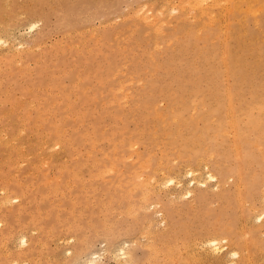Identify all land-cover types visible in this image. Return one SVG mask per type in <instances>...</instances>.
Listing matches in <instances>:
<instances>
[{"label":"rangeland","instance_id":"rangeland-1","mask_svg":"<svg viewBox=\"0 0 264 264\" xmlns=\"http://www.w3.org/2000/svg\"><path fill=\"white\" fill-rule=\"evenodd\" d=\"M176 2L0 0V198L6 184L17 187L12 192L23 193L18 208V198L0 202V264H76L94 252L92 256L100 254L99 264H123L126 255L117 254L122 244H129V260L148 264L152 257L148 236L158 239L177 225L195 233L201 223L216 226L224 217L241 243L243 263L264 264V232L255 231L259 220H252L256 211L263 210L264 198L259 190L254 200L240 201L234 187L238 174L249 177L256 171L253 174L264 189V134L255 128L261 114L264 128V99L251 96H264V0H254L251 10L241 3L228 20L216 7L213 26L205 28L191 12L172 11L169 7ZM141 13L150 18L156 14L164 22L156 30ZM224 28L230 35L226 42L250 75L244 76L248 82L240 83L242 100L225 95L227 85H234L222 70ZM145 99L152 103L147 108ZM231 108L234 112L228 114ZM55 128L62 132L61 147L51 143ZM236 131L238 136L243 133L241 164L235 153ZM207 167L223 180L216 188L208 179L199 185L205 198L192 210L184 195L191 177L186 172L193 168V174L205 179L202 172ZM167 173L176 176L174 184L160 183L159 176ZM225 198L228 205L220 206L222 214L217 204ZM189 232L185 234L190 240ZM181 233L178 230L176 238L182 239ZM22 234L28 239L27 249L19 240ZM242 242L251 244L249 249ZM187 244L188 256L199 249Z\"/></svg>","mask_w":264,"mask_h":264},{"label":"bare ground","instance_id":"bare-ground-1","mask_svg":"<svg viewBox=\"0 0 264 264\" xmlns=\"http://www.w3.org/2000/svg\"><path fill=\"white\" fill-rule=\"evenodd\" d=\"M177 2L175 3V4H173V5H171V7H169L170 9H172V11L174 10V9H176V10H178V11H182L181 12V14H183V15H188V13L189 12H191L192 13V17L193 16H197V18H198V20L200 21V20H203L202 22H201V25H202V27L203 28H205V26L206 25H209L210 26V24H212V26H213V23H214V9L216 8V7H221V11H223L222 13H224V15L227 17V20H228V17H233L234 16V14L236 13V12H238V10H239V8H240V4L242 3H246L247 4V8L248 9H252L253 7H252V3H253V1L254 0H176ZM223 2L222 4H220V2ZM165 2V1H164ZM172 2H173V0H172ZM255 2H257V1H255ZM165 3H167V2H165ZM164 4V3H163ZM161 5V4H160ZM166 6H167V4H165ZM257 5V4H256ZM259 5V4H258ZM2 6V5H1ZM162 7H164V6H162ZM255 8H257V7H255L254 6V9ZM165 9H166V7H165ZM254 9H253V11H254ZM257 9H260V8H257ZM264 9V8H263ZM141 10H143V9H141ZM153 10V9H152ZM146 11V10H145ZM150 11V10H149ZM218 11V10H217ZM245 12V11H244ZM257 12V11H256ZM160 13H162V11H160ZM168 13V12H167ZM221 13V14H222ZM171 14V13H170ZM151 15H153V14H151ZM156 14H154V16L152 17V18H150V17H147L144 13H141V15H140V17L144 20V21H146V22H148L150 25H152V26H155V29L157 30V29H159V27L161 26V21H163L164 19L163 18H161V17H159V16H155ZM160 15H162V14H160ZM190 15V14H189ZM223 15V14H222ZM224 15H223V20H224ZM174 16V15H173ZM221 16V15H220ZM139 17V18H140ZM168 17V16H167ZM175 18V17H174ZM222 18V17H221ZM153 19H154V22H153ZM226 19V18H225ZM217 20H218V18H217ZM242 21H244V20H242ZM164 22V21H163ZM224 22V21H223ZM238 22V21H237ZM240 22V21H239ZM176 23V22H175ZM221 23H222V20H221ZM227 23V22H226ZM230 23V22H229ZM229 23H227V24H225V25H228L229 26ZM241 23V22H240ZM166 24V23H165ZM224 25V26H225ZM255 25V24H254ZM222 26V25H221ZM223 26V27H224ZM227 26V27H228ZM256 26V25H255ZM226 27V28H227ZM161 29V28H160ZM225 29V28H224ZM228 29V28H227ZM227 29H225V32H224V40H223V42L221 43L222 45H223V47H224V52H223V56L221 57L222 58V60H221V64H222V70L223 71H225V74H227V75H230V77L232 78V80L233 81H231L230 80V82H232V84H230V85H234V86H229V85H227V88H226V94L225 95H227V98L229 97L230 98V100L231 99H233L234 97H237V98H239L240 100H242L241 99V89H242V86H240V83L242 82L241 80L242 79H245L244 78V76L246 75V78H247V75L248 76H250L248 73L246 74V70L245 69H243L242 67H243V63H242V61H241V58H240V56L236 53V50L234 51L231 47H229V45H228V43L226 42V38H227V35H228V30ZM244 29V28H243ZM258 30H259V28H258ZM82 31V30H81ZM222 31H224L223 29H222ZM221 31V33H223ZM243 31H245V30H243ZM242 31V32H243ZM240 33V32H239ZM250 34V36H253V33H249ZM221 36H223V35H221ZM225 36H226V38H225ZM228 36H230V35H228ZM204 37H205V35H204ZM222 38V37H221ZM1 39V38H0ZM260 39H262V37L260 38ZM213 40V39H212ZM1 42H2V40H0ZM245 41H247V40H245ZM3 43H4V40H3ZM2 43V44H3ZM261 43V42H260ZM263 43V42H262ZM250 44L252 45V46H254L256 43H254L253 41H250ZM221 45V46H222ZM78 46V45H77ZM247 46V45H246ZM246 46H243L244 47V49L245 50H247L248 49V47H246ZM206 48V47H205ZM211 48H213V47H210V49ZM209 48H208V51L210 50ZM257 49V48H256ZM205 51H207L206 49H205ZM262 52H264V50H262ZM208 55H210V54H208ZM263 55V54H262ZM153 57V56H152ZM209 57V56H208ZM254 63L256 64V65H258L259 63H256V61H254ZM210 65V68H213V64L212 63H210L209 64ZM255 65V66H256ZM256 68V67H255ZM131 76V75H130ZM246 80V82H248V79H245ZM141 81V80H140ZM65 83V82H64ZM209 88V87H208ZM122 89V88H121ZM49 92V91H48ZM101 94V93H100ZM126 96V95H125ZM251 96L252 97H254V98H261V101H263L262 100V98L264 99V96H260V95H257L256 93H251ZM124 98V97H123ZM227 100V99H226ZM240 100H238L239 102H240ZM38 101H40V100H38ZM58 101V100H57ZM104 101V100H103ZM102 101V102H103ZM259 101H257L256 103H258ZM264 102V101H263ZM263 102H262V104L261 105H263ZM59 103V102H58ZM260 103V102H259ZM125 104V103H124ZM143 104L145 105V107L147 108L149 105H151L152 103L149 101V100H143ZM230 104H231V102H230ZM139 105V104H138ZM195 105V104H194ZM193 105V106H194ZM227 105V104H226ZM256 105H258V104H256ZM37 106V105H36ZM35 106V107H36ZM264 106V105H263ZM225 107H227V106H225ZM12 108V107H11ZM240 108V107H239ZM260 107H258V109H259ZM63 109V108H62ZM61 109V110H62ZM149 109V108H148ZM257 109V108H256ZM255 109V110H256ZM184 109H182V111H183ZM225 110H227V108L225 109ZM231 110V112L230 113H228V111H227V113L228 114H233V112H234V109H229V111ZM240 110V109H239ZM244 110V109H243ZM44 111V110H43ZM162 111V110H161ZM248 111V110H247ZM246 111V112H247ZM84 112V111H83ZM156 112H158V111H156ZM257 112L259 113V111L257 110ZM261 112H264V111H261ZM11 113H12V111H11ZM160 113V112H159ZM158 113V114H159ZM157 114V115H158ZM163 114H165V113H163ZM261 114V113H260ZM259 114V115H260ZM66 115H67V113H66ZM256 115V114H255ZM262 115V114H261ZM260 115V116H261ZM40 116V115H39ZM48 116V115H47ZM67 116H69V115H67ZM158 116H160V115H158ZM168 116V115H167ZM166 116V117H167ZM260 116H257V119H256V126H255V128L258 130V134H264V128L263 127H261V125H260V119H261V117ZM263 116H264V113H263ZM262 116V117H263ZM1 117V116H0ZM66 117V116H65ZM120 117V116H119ZM163 117V116H162ZM229 117V116H228ZM259 117H260V119H259ZM173 118V117H172ZM39 119V118H38ZM42 119V118H41ZM163 119V118H162ZM175 119V118H174ZM213 119V118H212ZM231 119H233V118H230V120H229V122L232 124V123H234V121L233 120H231ZM28 120V119H27ZM26 120V121H27ZM43 120V119H42ZM64 120V119H63ZM264 121V120H263ZM56 122V121H55ZM54 122V123H55ZM58 122V121H57ZM253 122V121H252ZM50 123V122H49ZM53 123V122H52ZM80 123V122H79ZM51 124V123H50ZM163 124V123H162ZM261 124H262V122H261ZM263 124H264V122H263ZM57 124H55V126H56ZM64 125V124H63ZM32 126V125H31ZM58 126V125H57ZM68 126V125H67ZM231 126V125H230ZM264 126V125H263ZM21 127V126H20ZM61 127V126H60ZM64 127V126H63ZM207 127V126H206ZM57 128V127H56ZM55 128V129H56ZM59 128V127H58ZM76 128V127H75ZM1 129V128H0ZM19 129V128H18ZM22 129V128H21ZM63 129V128H62ZM74 129V128H73ZM235 129V128H234ZM57 131L55 132V134L53 135V137L51 138L52 140V145H58V146H62L63 145V137H62V135H61V133L62 132H58L59 130L58 129H56ZM65 130V129H64ZM233 130V129H232ZM255 130V129H254ZM235 131V130H234ZM19 132H20V129H19ZM37 132V131H36ZM39 132V131H38ZM44 132V131H43ZM254 132V131H253ZM4 133V132H3ZM236 133V138H235V148H236V151H235V153H237V158L236 159H238L237 161L239 162V161H241L242 160V158H243V156H244V154H245V150H244V146H243V133L242 134H240L239 136H238V132L236 131L235 132ZM19 134V133H18ZM48 134V133H47ZM198 134V133H197ZM5 135V134H4ZM154 136V135H153ZM232 136H234L233 135V133H232ZM67 137V136H66ZM43 138V137H42ZM68 138V137H67ZM67 138H65V139H67ZM46 139H49V135H47L46 136ZM45 139V140H46ZM257 139L258 138H256V142H257ZM45 140H42L43 142L45 141ZM231 140H233V139H231ZM248 138L247 137H244V141L246 142V144H247V142H248ZM184 141V140H183ZM46 142H47V140H46ZM45 142V143H46ZM49 142V141H48ZM47 142V143H48ZM68 142H70V141H68ZM232 142V141H231ZM65 144V143H64ZM131 144V143H130ZM129 144V145H130ZM136 144V143H135ZM255 144V143H254ZM158 146V145H157ZM234 146H233V148H234ZM113 147V146H112ZM199 147V146H198ZM93 148V147H92ZM116 148V147H115ZM115 148H114V150H115ZM186 148V147H185ZM184 148V149H185ZM14 149V148H13ZM61 149H63V148H61ZM65 149V148H64ZM63 149V150H64ZM175 149V148H174ZM58 151H59V149H57ZM65 151V150H64ZM139 151V150H138ZM65 152H67V151H65ZM133 152H134V150H133ZM137 152V151H136ZM161 152V151H160ZM131 153V152H130ZM263 154H264V152H262ZM10 155V154H9ZM56 155H57V152H56ZM75 155V154H74ZM77 155V154H76ZM115 155H117V154H115ZM137 155V154H136ZM190 155V154H189ZM65 156H67V155H65ZM128 156V155H127ZM138 156V155H137ZM191 156V155H190ZM57 157V156H56ZM88 157H89V155H88ZM108 157V156H107ZM146 157V156H145ZM149 157V156H148ZM211 157V156H210ZM70 158V157H69ZM119 158V157H118ZM127 158V157H126ZM199 158H201V157H199ZM29 159V158H28ZM96 159V158H95ZM113 159V158H112ZM197 159V158H196ZM94 160V159H93ZM99 160V159H98ZM147 160H148V158H147ZM200 160V159H199ZM198 160V161H199ZM41 161V160H40ZM85 161V160H84ZM96 161V160H95ZM143 161H145V160H143ZM142 161V162H143ZM197 161V160H196ZM46 162H48V161H46ZM63 162H65V161H63ZM89 162V161H88ZM98 162V161H97ZM96 162V163H97ZM59 163V162H58ZM76 163V162H75ZM74 163V164H75ZM95 163V164H96ZM162 163V162H161ZM189 163V162H188ZM198 163V162H197ZM201 163V162H200ZM240 164H241V162H239ZM16 164V163H15ZM34 164V163H33ZM46 164V163H45ZM52 164H53V162H52ZM57 164V163H56ZM84 163H82V165H83ZM144 164H146V163H144ZM204 164V163H203ZM206 164V163H205ZM215 164H217L216 162H215ZM61 165V164H60ZM81 165V166H82ZM110 165H112V164H110ZM140 165H141V163H140ZM198 165V164H197ZM196 165V166H197ZM208 165V163L205 165V166H207ZM237 165H238V163H237ZM10 166H12V165H10ZM42 166V165H41ZM62 167H63V165H61ZM95 166V165H94ZM114 166V165H113ZM205 166H202V167H205ZM242 166V165H241ZM57 167V166H56ZM117 167V166H116ZM144 166H142V168H143ZM149 167V166H148ZM202 167H200V169L202 168ZM229 167V166H228ZM238 167H239V165H238ZM34 168V167H33ZM104 168V167H103ZM141 168V169H142ZM157 168V167H156ZM191 168V167H190ZM89 169V168H88ZM113 169V168H112ZM140 169V170H141ZM159 169V168H158ZM161 169V168H160ZM167 169V168H166ZM187 170H188V168H186ZM193 169V168H192ZM192 169L189 171V172H186V170H185V172L186 173H188L191 177H190V180L188 181V182H190V186H189V188H187V187H184V188H187L186 189V191L184 192V195H185V198H187V200H186V203H187V206H191V209L192 210H195L197 207H200L199 205H200V203H201V201H202V199L203 198H205V196H204V190L203 189H201V190H199L198 188V186L199 185H201V184H203V186H204V184H206V180L208 179V180H211L210 182H212V180L213 181H215L214 183V187L216 188L217 186L216 185H220V183L222 182V180L223 179H221V177L219 176V174L218 173H216V172H214V171H212L209 167H207V170H206V172H204V170H203V172H202V174L204 173V174H206V177H205V179H203L202 177H204V176H202V175H195L196 174V172H195V174H193L192 173ZM240 169V170H239ZM238 170L240 171V172H242L241 171V169L242 168H239ZM38 170V169H37ZM76 170V169H75ZM79 170H80V168H79ZM99 170V169H98ZM138 170V169H137ZM175 170V169H174ZM198 170H199V168H198ZM197 170V171H198ZM227 170H228V168H227ZM248 170V169H247ZM139 171V170H138ZM172 171H173V169H172ZM201 171V170H200ZM239 171H238V173H239ZM5 172V171H4ZM79 172V171H78ZM164 172V171H163ZM166 172V171H165ZM164 172V173H165ZM255 172L256 171H254L253 173L255 174ZM90 173H91V171H90ZM140 173V172H139ZM251 174L249 177H247L246 175H244L243 173L242 174H238L237 176H236V180L237 181H234V187H235V192H236V196H237V199H239L240 201H244V200H249V199H255L256 198V193L260 190V195H259V197H261L262 199L264 198V189L263 190H261L260 189V183L258 182V179L260 178H258V176L257 175H254V174ZM60 174V173H59ZM130 174V173H129ZM162 174V173H161ZM183 174V173H182ZM74 175V174H73ZM97 175V174H96ZM140 175V174H139ZM138 175V176H139ZM163 175V174H162ZM161 175V176H162ZM259 176H261V175H259ZM17 177V176H16ZM89 177H90V175H89ZM140 177V176H139ZM142 177V176H141ZM144 177H145V175H144ZM143 177V178H144ZM188 177V176H187ZM4 178H5V176H4ZM9 178H10V176H9ZM91 178V177H90ZM151 178V177H150ZM155 178H156V180H157V177L155 176ZM154 178V179H155ZM159 178H162L161 179V181H160V183L161 182H166V183H170V184H172L173 183V181L175 182V178H176V176L174 177V176H172V175H169L168 173H167V175L166 174H164V176L163 177H160L159 176ZM152 179H153V177H152ZM151 179V180H152ZM153 179V180H154ZM228 179H230V177L228 178ZM20 180V179H19ZM149 180V179H148ZM152 180V181H153ZM160 180V179H159ZM225 180V179H224ZM227 180V179H226ZM8 181V180H7ZM178 181V180H177ZM57 182V181H56ZM149 182V181H148ZM154 182V181H153ZM158 182V181H157ZM180 182V181H179ZM178 182V183H179ZM185 182V181H184ZM208 182V181H207ZM5 183V182H4ZM20 183V182H19ZM147 183V182H146ZM165 183V185H167L168 186V184H166ZM177 183V184H178ZM148 184V183H147ZM146 184V185H147ZM153 184V183H152ZM155 184V183H154ZM153 184V185H154ZM174 184V183H173ZM189 184V183H188ZM210 184V183H209ZM3 185V184H2ZM263 185V188H264V184H262ZM12 185H5V186H3V187H1V190H2V196H1V198H0V202H2L3 204H5V202H9L10 201V199L11 198H18L19 199V203L17 204V208H18V206L19 205H21V201H20V198H21V196L23 195V193L22 192H17V191H15V192H12L11 191V189L14 187V188H17V187H15V186H12ZM136 186V185H135ZM164 186V185H163ZM162 186V187H163ZM166 186V187H167ZM175 186H176V184H175ZM207 186V185H206ZM27 187V186H26ZM69 187V186H68ZM201 187V186H200ZM210 187H213V186H211L210 185ZM210 187L208 186L207 188H209L210 189ZM80 188V187H79ZM92 188V187H91ZM164 188V187H163ZM202 188V187H201ZM206 188V187H205ZM204 188V189H205ZM129 189V188H128ZM153 189V188H152ZM178 189V188H177ZM209 189H208V191H209ZM219 189V188H218ZM135 190V189H134ZM157 190V189H156ZM159 190V189H158ZM163 190V189H162ZM179 190H180V188H179ZM183 190V189H182ZM206 190V189H205ZM132 191V190H131ZM155 191V190H154ZM220 191V190H219ZM147 192V191H146ZM180 193H183V192H181V191H179ZM220 192H222V191H220ZM229 192L230 191H228V193L227 194H229ZM168 193V192H167ZM178 193V192H177ZM180 193H178V194H180ZM219 194H222V193H219ZM225 194V193H224ZM24 195H25V193H24ZM181 195V194H180ZM143 196V195H142ZM235 196V197H236ZM213 197V196H212ZM259 197H258V199H259ZM145 198V197H144ZM178 198H179V196H178ZM28 199V198H27ZM128 199V198H127ZM226 199V198H225ZM228 199V198H227ZM227 199H226V201L225 202H222V201H219V203L217 204L218 205V209H219V212H222V214H223V208L222 207H224V209H225V207L228 205V202H227ZM261 199V200H262ZM143 200V199H142ZM264 200V199H263ZM215 201H217V200H215ZM18 202V201H17ZM134 202V201H133ZM147 202V201H146ZM12 203V202H11ZM153 203V202H152ZM160 203V202H159ZM202 203H203V201H202ZM211 203V202H210ZM264 203V202H263ZM155 204V203H154ZM245 204V203H244ZM252 204V203H251ZM11 205V204H10ZM134 205V204H133ZM151 205V204H150ZM209 205V204H208ZM239 205V204H238ZM155 206V205H154ZM220 206H222V207H220ZM144 207V206H143ZM153 207V206H152ZM220 207V208H219ZM133 208V207H132ZM147 208V207H146ZM155 208V207H154ZM251 208V207H250ZM249 208V209H250ZM257 208V207H256ZM9 209V208H8ZM11 209V208H10ZM217 209V210H218ZM240 209V208H239ZM242 210H243V208H241ZM17 211H18V209H16ZM126 210V209H125ZM131 210V209H130ZM251 210V209H250ZM15 211V210H14ZM27 211V210H26ZM127 211H129L128 209H127ZM213 214H215L214 212H216V210H210ZM134 212H136V211H134ZM165 212H167V211H165ZM194 212V211H193ZM243 212V211H242ZM252 215H253V213L255 212V210H254V208L252 209ZM156 213H160L159 211L157 212L156 211ZM168 213V212H167ZM244 213V212H243ZM169 214V213H168ZM196 214V213H195ZM222 214H221V216H222ZM255 215H253V216H255L252 220H253V222H254V220H259V223H256L255 225H254V229H255V231L258 229V230H260V229H263V232H264V208H263V210H261V211H259V212H257L256 211V213H254ZM17 215H18V213H17ZM117 215H118V213H117ZM157 215H159V214H157ZM241 215V214H240ZM4 216V215H3ZM16 216V215H15ZM132 216V215H131ZM192 216V215H191ZM194 216V215H193ZM202 216V215H201ZM200 216V217H201ZM220 216V217H221ZM228 216V215H227ZM250 216V215H249ZM116 217H118V216H116ZM224 217V216H223ZM242 217V216H241ZM244 217V216H243ZM248 217V216H247ZM196 218V217H195ZM256 218V219H255ZM30 219V218H29ZM162 218H160V221L159 222H161V221H163V220H161ZM164 219V218H163ZM203 219V218H202ZM214 219V218H213ZM217 219V218H216ZM228 219V218H227ZM242 219V218H241ZM244 219V218H243ZM164 220H166V217H165V219ZM218 220H221V221H218ZM218 225H216V226H214L213 224H212V222H206V223H201L202 224V226H201V229H200V231H198V232H195V233H193V236L191 237V239L189 240V239H187V234H185V233H187V232H189V230L187 231V226L185 225V226H182V228H181V226H179V225H177L176 227H174V228H172V229H170L167 233H165V234H162V235H158V239H154L155 237L153 236V237H150V236H148L147 238H145V239H147L148 241V244L151 246L150 247V251H151V255H152V257H151V259H150V263H148V264H244L243 263V258H242V256H244L243 254H241V252L240 251H242V249H241V243L239 242V240L235 237V235H233L230 231H229V228L228 227H231V226H229V224H228V220H226V218L224 217V220H222L221 218L219 219L218 218ZM191 221V220H190ZM209 221H211V219L209 220ZM241 221V220H240ZM245 221H246V219H245ZM110 222V221H109ZM187 222V221H186ZM242 222H243V220H242ZM252 222V223H253ZM163 223V222H162ZM183 223H185V222H183ZM188 223H190V222H188ZM200 223V222H199ZM246 223V222H245ZM250 223V222H249ZM190 224H192V223H190ZM195 224V223H194ZM247 224V223H246ZM245 224V225H246ZM149 225H150V223H149ZM157 225V224H156ZM162 225H164V224H162ZM243 226V225H242ZM103 227V226H102ZM193 227V226H192ZM143 228H145V227H143ZM239 228H240V226H239ZM243 228V227H242ZM1 229H3V228H1ZM41 229V228H40ZM106 229V228H105ZM104 229V230H105ZM164 229V228H163ZM249 229H250V227H249ZM110 230H111V228H110ZM178 230H180L182 233H184V237H182V239L181 238H176V234H177V231ZM193 230V229H192ZM243 230H244V228H243ZM47 231V230H46ZM126 231V230H125ZM143 231H144V229H143ZM241 231V230H240ZM247 231V230H246ZM34 232V231H33ZM108 232V231H107ZM111 232H112V230H111ZM139 232H141V231H139ZM150 232V231H149ZM191 232V231H190ZM189 232V233H190ZM12 233V232H11ZM19 233V232H18ZM148 233V232H147ZM153 233V232H152ZM180 233V232H179ZM178 233V234H179ZM181 233V234H182ZM192 233H190V234H192ZM103 234H105L104 232H103ZM118 234V233H117ZM145 234V233H144ZM149 234V233H148ZM154 234V233H153ZM180 234V235H181ZM261 234V233H260ZM142 235H143V233H142ZM146 235V234H145ZM151 235V234H150ZM263 235V234H262ZM140 236V235H139ZM249 236V235H248ZM17 237V236H16ZM19 237L20 236H18V239H19ZM107 237V236H106ZM135 237H136V235H135ZM243 237V236H242ZM21 238H22V241H23V244H22V246H25L26 245V242H27V238L25 237V235L23 236V234H22V237H20V239L19 240H21ZM67 238H69V236L67 237ZM83 238H87L86 236H84ZM141 238H142V236H141ZM150 238H152V240H150L149 241V239ZM225 240H224V239ZM251 238V237H250ZM79 240L81 239V238H78ZM77 239V240H78ZM131 239V238H130ZM144 239V240H145ZM154 239V240H153ZM166 239H171V242L169 241V243L171 244V245H167L168 243L166 242ZM181 239V241H179ZM220 239L222 240V241H220ZM253 237L251 238V241L250 242H254L253 240ZM30 240V239H29ZM67 240V239H66ZM133 240V239H132ZM226 240H227V244H228V246H229V249L226 251V252H224V255H222V254H219V252L220 251H222L223 249H225V248H227V247H224V245H227V244H221V242H224L225 241V243H226ZM247 240H249L248 239V237H247ZM70 241H72V240H70ZM81 241V240H80ZM120 241V240H119ZM134 241V240H133ZM146 241V240H145ZM244 241V240H243ZM19 242V241H18ZM29 242H31V241H29ZM35 242V241H34ZM85 242V241H84ZM124 242H126V241H123L122 243H124ZM192 243V246H194V245H197L198 247L197 248H199L197 251H195L192 255H187V253H186V245H188L187 243ZM249 242V241H248ZM21 243V242H20ZM19 243V244H20ZM85 243H87V242H85ZM142 243V242H141ZM27 244H29L28 242H27ZM40 244V243H39ZM83 244V243H82ZM119 244H121V243H119ZM162 244H164V245H162ZM242 244L244 245V244H246V242L245 243H243L242 242ZM4 245V244H3ZM83 245H86V244H83ZM123 245V244H122ZM122 245H121V247L119 248L118 246H117V248H119L117 251H120V253H117L118 255H126V259H125V261L123 262V264H132L133 262L131 261V260H129V256H130V254H131V250H130V248H129V244H128V247L126 246V247H122ZM148 245V246H149ZM250 246H251V244H249ZM27 246V245H26ZM26 246H25V248H26ZM147 246V245H146ZM164 246H166V247H164ZM245 246V245H244ZM249 246V247H250ZM85 247V246H84ZM116 247V246H115ZM132 247V246H131ZM246 247L249 249V247H248V245L246 244ZM259 247V246H258ZM29 248V247H28ZM113 248V247H112ZM247 248H244L243 250H245L246 251V249ZM2 249V248H1ZM27 249V248H26ZM75 249H76V247H75ZM86 249H87V247H86ZM86 249H85V251H86ZM189 249V248H188ZM187 249V250H188ZM190 249H192L191 247H190ZM189 249V250H190ZM196 249V248H195ZM22 250V249H21ZM68 250V249H67ZM79 250H80V247H79ZM82 250V249H81ZM80 250V251H81ZM104 250V249H103ZM115 249L113 248V250H111V251H114ZM193 250V249H192ZM261 250V249H260ZM263 250V249H262ZM66 251V250H65ZM70 251V250H69ZM83 251V250H82ZM110 251V252H111ZM248 251V250H247ZM246 251V252H247ZM250 251V250H249ZM249 251L247 252V253H249ZM66 252H68V251H66ZM65 252V253H66ZM79 252V251H78ZM92 252H94V251H92ZM92 252H90L91 254H92ZM98 252V251H97ZM104 252V251H103ZM102 252V253H103ZM190 252H192V251H190ZM257 252V251H256ZM75 253V252H74ZM89 253V254H90ZM252 253V252H251ZM250 253V254H251ZM254 254H255V252H253ZM252 253V254H253ZM22 254V253H21ZM77 254H79V253H77ZM97 254V253H96ZM250 254H246V256L247 255H250ZM252 254H251V256H252ZM264 254V253H263ZM67 255H69L68 253H67ZM92 255H95V252L92 254ZM91 255V257H85L86 259L85 260H83V258H82V261H84L83 263H80L81 262V260H80V262L79 261H77V260H75L74 262L76 263V264H99V258H100V254L98 253L97 254V256H92ZM102 255V254H101ZM113 255V254H112ZM115 255H116V253H115ZM121 255V256H122ZM260 255V254H259ZM81 256V255H80ZM85 256H87V255H85ZM128 256V257H127ZM256 256V255H255ZM261 256H262V253H261ZM260 256V257H261ZM27 257V256H26ZM83 257H84V255H83ZM133 257V256H132ZM229 259H228V258ZM245 257V256H244ZM250 257V256H249ZM254 257V256H253ZM252 257V258H253ZM48 258V257H47ZM52 259H53V257H51ZM119 258H124V257H120L119 256ZM228 260H227V259ZM247 258V257H246ZM251 258V257H250ZM72 259V258H71ZM80 259V258H79ZM130 259H131V257H130ZM249 259V258H248ZM247 259V260H248ZM254 259V258H253ZM255 259H257L256 257H255ZM73 260V259H72ZM116 260H118V259H116ZM124 260V259H123ZM122 260V261H123ZM148 260V259H147ZM251 260V259H250ZM249 260V261H250ZM13 261V260H12ZM120 261V260H119ZM119 261H116V263H119ZM252 261V260H251ZM9 262V261H8ZM245 262H247V261H245ZM253 262H254V260H253ZM249 263H251V264H253L252 262H248V264ZM3 264V263H2ZM74 264V263H73ZM120 264V263H119ZM133 264H135V263H133ZM255 264V263H254ZM258 264V263H257Z\"/></svg>","mask_w":264,"mask_h":264}]
</instances>
